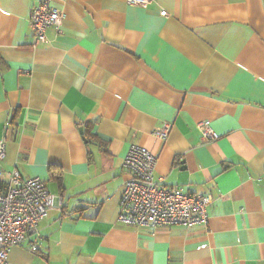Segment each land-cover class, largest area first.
Masks as SVG:
<instances>
[{"label": "crops", "instance_id": "crops-1", "mask_svg": "<svg viewBox=\"0 0 264 264\" xmlns=\"http://www.w3.org/2000/svg\"><path fill=\"white\" fill-rule=\"evenodd\" d=\"M38 2L0 0V173L42 179L55 206L5 264H264V0H52L63 21L35 45ZM131 145L210 195L205 227L117 220Z\"/></svg>", "mask_w": 264, "mask_h": 264}, {"label": "built area", "instance_id": "built-area-1", "mask_svg": "<svg viewBox=\"0 0 264 264\" xmlns=\"http://www.w3.org/2000/svg\"><path fill=\"white\" fill-rule=\"evenodd\" d=\"M40 0L30 7L28 20L33 44L45 40L47 28L60 27L64 13ZM127 4L145 7L149 0H126ZM170 122H163L151 134L165 140L171 130ZM203 141H215L219 134L208 120L197 124ZM4 157V143L0 142V160ZM155 155L140 145H131L123 160L126 174L122 186L117 220L124 225L152 228L182 225L186 228L207 225L210 195L187 192L180 186L164 185L162 176H154ZM0 173V264H5L11 247L35 237L38 222L55 206V199L38 177L24 178L17 170ZM29 250L37 245L29 241Z\"/></svg>", "mask_w": 264, "mask_h": 264}, {"label": "trees", "instance_id": "trees-1", "mask_svg": "<svg viewBox=\"0 0 264 264\" xmlns=\"http://www.w3.org/2000/svg\"><path fill=\"white\" fill-rule=\"evenodd\" d=\"M82 133H83V135H84V137H85L86 139H88V140L92 139L91 136H90V134L85 133L84 130H83ZM54 179H56L57 181H60V176H59L58 174H55V175H54Z\"/></svg>", "mask_w": 264, "mask_h": 264}, {"label": "water", "instance_id": "water-1", "mask_svg": "<svg viewBox=\"0 0 264 264\" xmlns=\"http://www.w3.org/2000/svg\"><path fill=\"white\" fill-rule=\"evenodd\" d=\"M80 131H82V128H80Z\"/></svg>", "mask_w": 264, "mask_h": 264}]
</instances>
